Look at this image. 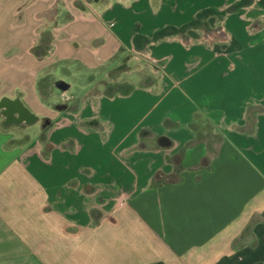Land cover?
<instances>
[{"label":"crops","instance_id":"0c3cea01","mask_svg":"<svg viewBox=\"0 0 264 264\" xmlns=\"http://www.w3.org/2000/svg\"><path fill=\"white\" fill-rule=\"evenodd\" d=\"M0 21V112L34 116L0 113V264H264V221L236 241L264 218V0H0Z\"/></svg>","mask_w":264,"mask_h":264},{"label":"trees","instance_id":"16d2710c","mask_svg":"<svg viewBox=\"0 0 264 264\" xmlns=\"http://www.w3.org/2000/svg\"><path fill=\"white\" fill-rule=\"evenodd\" d=\"M51 41H52V36L50 32H44L42 34V37L40 39V44L38 45V47H36L34 49V53H36V55L41 56V55H45L47 53L50 52V47H51ZM120 91H124L123 86H116V87H109L107 89V93L112 95V94H116L117 92ZM210 123L206 117V115H204L203 113H196L194 116V119L191 123V128L198 134V141L200 142H205L207 140V138H209L207 135H204V132L207 130L208 134L211 135V131H210ZM144 134V132H143ZM142 134V135H143ZM212 136V135H211ZM217 137H214V139ZM194 169H206V170H210L211 169V162L208 158H202V160L200 161V163L198 165H196L194 167ZM261 210H258L252 220L250 221V223L248 224V226H246V228L244 229V231L242 232L241 236H239L236 241H241L247 238V236L250 234V232L252 231L253 227L259 223H262L264 221V218L261 216Z\"/></svg>","mask_w":264,"mask_h":264},{"label":"rangeland","instance_id":"374dc122","mask_svg":"<svg viewBox=\"0 0 264 264\" xmlns=\"http://www.w3.org/2000/svg\"><path fill=\"white\" fill-rule=\"evenodd\" d=\"M8 23L9 22H6V21H0V29H8ZM59 76V75H58ZM87 78V77H86ZM63 80V79H62ZM66 82H69V83H73L74 84V90H75V93L76 94H86V93H89L91 90V88H87L89 85H86V79L81 76L79 73H74V75L72 77H68L67 79H65ZM104 77H101L100 78V81H104ZM96 88V87H94ZM54 93L59 97L58 99L60 100V96H61V92L58 91L56 88L54 89ZM45 106H47L46 103H44ZM37 129L41 130V127L38 126V124H34L30 127V130L28 131L29 133V136L28 138L31 139L36 137L37 135ZM39 134V132H38Z\"/></svg>","mask_w":264,"mask_h":264},{"label":"flooded vegetation","instance_id":"af4514ba","mask_svg":"<svg viewBox=\"0 0 264 264\" xmlns=\"http://www.w3.org/2000/svg\"><path fill=\"white\" fill-rule=\"evenodd\" d=\"M61 98L68 99V98H70V96L66 92V93L61 94ZM9 106L10 105H7V106L3 105V112H0L4 123H6V124L26 125V124H28L30 122L29 115L26 114L25 112H23L20 109V107H18L19 106L18 104L15 103L14 105H11V106H13L12 109H11L12 110L11 112L9 110ZM11 106H10V108H11ZM15 110L20 112L19 116H16V117L13 116L12 113ZM42 122H43L42 125H44V126L49 123L48 119H42Z\"/></svg>","mask_w":264,"mask_h":264},{"label":"water","instance_id":"95a60500","mask_svg":"<svg viewBox=\"0 0 264 264\" xmlns=\"http://www.w3.org/2000/svg\"><path fill=\"white\" fill-rule=\"evenodd\" d=\"M57 88L59 89V91L61 92V94H63V93H66V92H68V90L70 89V85H68L67 83H65V82H63V81H61V82H59L58 84H57ZM48 89H50V88H48ZM19 105V104H18ZM12 107L13 106H11V108H10V106H9V110H10V112L12 111L11 109H12ZM19 107L21 108V110L23 111V112H25L26 114H28L29 115V117H30V120H32V119H34V116L25 108V107H21L20 105H19ZM13 113H14V111H13ZM12 113V114H13ZM13 116H15L14 114H13ZM19 116V115H18ZM16 117V116H15Z\"/></svg>","mask_w":264,"mask_h":264}]
</instances>
